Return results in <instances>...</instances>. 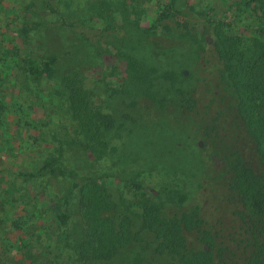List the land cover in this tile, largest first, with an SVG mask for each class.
<instances>
[{
	"label": "rangeland",
	"instance_id": "obj_1",
	"mask_svg": "<svg viewBox=\"0 0 264 264\" xmlns=\"http://www.w3.org/2000/svg\"><path fill=\"white\" fill-rule=\"evenodd\" d=\"M244 1L52 0L51 12L40 0L30 11L24 7L30 0H0V264H29V249L43 257L66 240L81 239L72 183L85 176L105 186L116 203L114 216L131 215L136 230L142 194L166 214L197 204L209 219L213 213L227 221L216 198L228 177L220 140L234 139L248 161L256 164V158L214 50V27L241 36L242 46L254 52L264 32ZM23 14L35 21L27 41L19 30ZM27 52L51 60L54 69L35 94L23 87ZM147 72L145 81L133 77ZM62 75L78 79L90 106L114 118L99 158L74 143ZM179 89L191 91L197 108L179 109ZM51 155L73 177L49 175L46 185L18 174ZM135 183L142 187L134 190ZM51 189L69 196L72 224L62 232L51 216ZM16 216L29 219L27 231L12 223ZM140 235L112 261L94 264L170 263L169 255L153 250V233ZM63 264L77 262L64 258Z\"/></svg>",
	"mask_w": 264,
	"mask_h": 264
},
{
	"label": "trees",
	"instance_id": "obj_2",
	"mask_svg": "<svg viewBox=\"0 0 264 264\" xmlns=\"http://www.w3.org/2000/svg\"><path fill=\"white\" fill-rule=\"evenodd\" d=\"M36 1L30 0L24 7L30 11ZM40 1L54 12L52 0ZM244 3L258 24L256 28L264 32V0H245ZM32 22L35 21H30L23 14L19 30L24 41L29 39ZM254 46L255 51L249 53L242 46L241 36L226 34L215 25L214 50L221 60L223 75L233 89L236 114L246 136L253 142L256 158V164L248 161L234 139L231 142L229 139L227 142L220 140L228 177L216 198L228 211L227 221L221 214L213 213L209 219L197 204L179 213L166 214L156 199L142 194L136 201L140 208L139 230H136L131 215L114 216L112 211L116 203L105 186L85 176L72 183L73 188L78 189L81 239L76 243L72 238L66 240L57 251L43 257L29 249L33 257L29 264H63L64 258L77 264L106 263L121 250L139 242L141 231L153 233L156 240L153 250L169 255V264H264V42H256ZM53 73L51 60L41 62L31 52L26 53L23 87L29 93L35 94V87L43 78L52 77ZM148 75L149 72L145 75L135 73L133 77L145 81ZM59 81L64 89L62 98L71 119L74 143L87 154L101 157L107 149L114 118L90 106L87 90L74 76L62 75ZM178 95L175 102L183 112L197 108L190 90L179 89ZM195 125L202 126V123L196 122ZM18 174L25 181L38 180L46 185L49 175H74L57 165L55 155L45 157L33 170H19ZM135 185L134 190L142 187ZM51 191V216L62 232L72 224L69 196H62L56 189ZM183 199L181 196L180 200ZM15 218L12 223L27 231L31 225L29 219L25 216Z\"/></svg>",
	"mask_w": 264,
	"mask_h": 264
}]
</instances>
